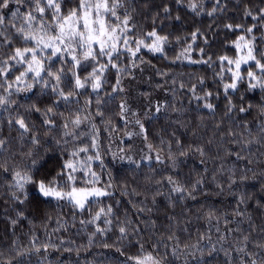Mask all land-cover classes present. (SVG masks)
Returning a JSON list of instances; mask_svg holds the SVG:
<instances>
[{
  "label": "clouds",
  "instance_id": "9594fccd",
  "mask_svg": "<svg viewBox=\"0 0 264 264\" xmlns=\"http://www.w3.org/2000/svg\"><path fill=\"white\" fill-rule=\"evenodd\" d=\"M0 264H264V0H0Z\"/></svg>",
  "mask_w": 264,
  "mask_h": 264
}]
</instances>
